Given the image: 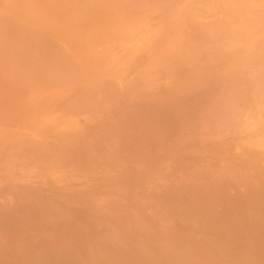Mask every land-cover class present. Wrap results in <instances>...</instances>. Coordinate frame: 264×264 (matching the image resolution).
Instances as JSON below:
<instances>
[{
	"label": "bare ground",
	"instance_id": "obj_1",
	"mask_svg": "<svg viewBox=\"0 0 264 264\" xmlns=\"http://www.w3.org/2000/svg\"><path fill=\"white\" fill-rule=\"evenodd\" d=\"M0 264H264V0H0Z\"/></svg>",
	"mask_w": 264,
	"mask_h": 264
}]
</instances>
